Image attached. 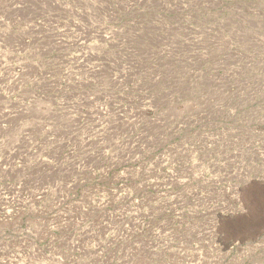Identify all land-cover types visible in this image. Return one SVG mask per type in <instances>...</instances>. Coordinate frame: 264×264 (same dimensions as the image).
Returning <instances> with one entry per match:
<instances>
[{
    "label": "rangeland",
    "instance_id": "374dc122",
    "mask_svg": "<svg viewBox=\"0 0 264 264\" xmlns=\"http://www.w3.org/2000/svg\"><path fill=\"white\" fill-rule=\"evenodd\" d=\"M0 264H264V0H0Z\"/></svg>",
    "mask_w": 264,
    "mask_h": 264
}]
</instances>
